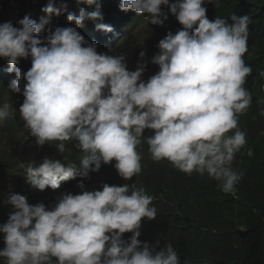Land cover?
Listing matches in <instances>:
<instances>
[{
    "label": "clouds",
    "instance_id": "1",
    "mask_svg": "<svg viewBox=\"0 0 264 264\" xmlns=\"http://www.w3.org/2000/svg\"><path fill=\"white\" fill-rule=\"evenodd\" d=\"M211 1L36 0L0 20L11 99L0 137L31 147L19 158L0 149V264H236L225 241L257 141L226 92L240 81L253 107L256 68L222 45ZM141 23L156 26L164 62L129 112L114 88L131 77ZM261 79L264 110V69ZM170 167L183 175L166 179ZM162 185L164 211L147 192ZM166 223L165 239L142 240Z\"/></svg>",
    "mask_w": 264,
    "mask_h": 264
},
{
    "label": "trees",
    "instance_id": "2",
    "mask_svg": "<svg viewBox=\"0 0 264 264\" xmlns=\"http://www.w3.org/2000/svg\"><path fill=\"white\" fill-rule=\"evenodd\" d=\"M34 1L36 0H0V20L17 13L22 14L24 9L32 7ZM207 6L210 12L216 14L210 22L218 17L213 30L224 43L222 45H234V54L244 52L256 68L251 88L258 97L253 107L247 104L245 90L240 86V81L234 83L226 92L238 94L241 98L238 101L244 112L241 125L255 137L257 157L241 180L240 186L247 199L246 202L238 203V223L229 229L225 244L233 251L236 264H264V110L261 109L262 98L259 94L264 69V0H216L209 2ZM247 15L252 18V29H246L241 23L242 18L247 20ZM181 175V172L170 167L166 179ZM147 192L159 199L157 206L160 211L170 206L171 200L164 191V185ZM239 227H243L245 232L238 231ZM33 230L43 236V230ZM169 231V223L164 225L163 233H159L155 226L150 236H143L142 240L152 245L151 237L165 239Z\"/></svg>",
    "mask_w": 264,
    "mask_h": 264
},
{
    "label": "rangeland",
    "instance_id": "3",
    "mask_svg": "<svg viewBox=\"0 0 264 264\" xmlns=\"http://www.w3.org/2000/svg\"><path fill=\"white\" fill-rule=\"evenodd\" d=\"M133 33L135 38L134 49H138L128 63L131 77L120 86L116 85L114 88L115 92L121 93V98L123 99L120 104L121 108L129 112L137 109L142 101L147 98L149 86L158 80L162 73L164 62L160 43L161 38L156 26L151 23H141ZM116 72L117 70L109 66L105 75H109L108 80H110L114 78ZM10 103L11 99L0 91V131L7 122L5 115ZM43 131L55 136L56 128L45 125ZM23 137L25 138L24 133ZM25 147H27V150H31L28 142L13 148L11 140L0 137V149L7 153H12L15 157L19 158V154L25 151Z\"/></svg>",
    "mask_w": 264,
    "mask_h": 264
}]
</instances>
